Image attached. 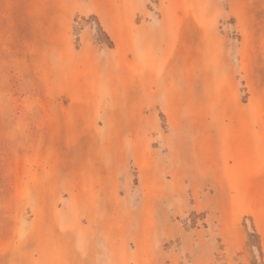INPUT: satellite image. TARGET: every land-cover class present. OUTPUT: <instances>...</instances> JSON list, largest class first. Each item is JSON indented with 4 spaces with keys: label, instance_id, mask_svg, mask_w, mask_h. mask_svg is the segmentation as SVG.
I'll return each mask as SVG.
<instances>
[{
    "label": "rangeland",
    "instance_id": "rangeland-1",
    "mask_svg": "<svg viewBox=\"0 0 264 264\" xmlns=\"http://www.w3.org/2000/svg\"><path fill=\"white\" fill-rule=\"evenodd\" d=\"M0 264H264V0H0Z\"/></svg>",
    "mask_w": 264,
    "mask_h": 264
}]
</instances>
